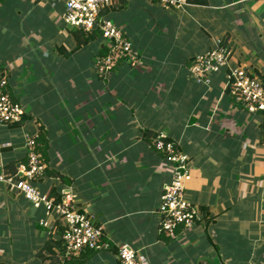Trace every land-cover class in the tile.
Wrapping results in <instances>:
<instances>
[{
    "label": "crops",
    "instance_id": "1",
    "mask_svg": "<svg viewBox=\"0 0 264 264\" xmlns=\"http://www.w3.org/2000/svg\"><path fill=\"white\" fill-rule=\"evenodd\" d=\"M63 9L60 0H0V69L25 110L0 126V161L10 173L25 164L24 134L35 135L46 165L38 189L52 199L53 189H69L110 247L65 255L55 221L42 226L44 209L0 183V264H118L119 244L148 264H264L263 111L249 114L227 94L226 69L209 86L188 70L220 40L230 66L264 85V0L180 9L112 0L100 16L122 29L139 65L120 61L106 79L93 69L106 53L100 32L66 26ZM159 133L188 156L184 194L200 212L173 235L157 211L170 172L148 146Z\"/></svg>",
    "mask_w": 264,
    "mask_h": 264
},
{
    "label": "built area",
    "instance_id": "2",
    "mask_svg": "<svg viewBox=\"0 0 264 264\" xmlns=\"http://www.w3.org/2000/svg\"><path fill=\"white\" fill-rule=\"evenodd\" d=\"M59 0H51L55 2ZM63 2L61 20L66 26L78 28L84 32L97 29L105 44L106 53L95 57L93 69L100 79H106L120 61H126L131 68H136L139 59L130 40L122 29L112 21L100 16L112 0H60ZM163 8L180 9L187 5V0H153ZM231 49L216 41L213 48L197 54L189 66V75L197 83L209 86L211 76L226 69L225 88L227 94L247 113L264 111V85L261 79L243 66H230ZM6 72L0 69V126L19 122L24 115L23 106L12 98L8 89ZM26 162L10 173L0 161V183L10 192L21 195L31 206L43 208L45 217L39 223L50 226L57 218L63 224L61 234L65 255H77L83 249L104 250L110 247L105 238L103 227L96 224L87 213L73 205L74 195L69 189L60 191V198L54 201L43 194L35 182L41 178L46 168L39 143L35 135L24 134ZM148 146L162 155L170 172V180L164 184L160 194L157 211L160 215V229L173 235L178 225L190 227L200 218L199 208L185 198V181L189 179V158L178 149L176 144L166 139L163 134H156ZM49 219L51 224H49ZM118 264H148L144 255L128 244L117 247Z\"/></svg>",
    "mask_w": 264,
    "mask_h": 264
},
{
    "label": "trees",
    "instance_id": "3",
    "mask_svg": "<svg viewBox=\"0 0 264 264\" xmlns=\"http://www.w3.org/2000/svg\"><path fill=\"white\" fill-rule=\"evenodd\" d=\"M198 2V3H200V2H203L204 0H187V2ZM99 35V32H97V31H94V32H92L91 31V33H89L88 32V37H90V38H95L96 36H98ZM86 41L87 40H83L82 42H85L86 43ZM221 44H223V42H221ZM15 100V99H14ZM260 114H262V123H261V127H260V131H261V135H262V137H263V139H264V111L263 112H261ZM19 122H21V120L19 121ZM10 170H12L11 168H9ZM45 171H46V168H45V170H44V174H45ZM43 174V175H44ZM40 179V178H39ZM38 179V180H39ZM38 180L36 181V182H38ZM35 182V183H36ZM54 194V195H53ZM52 195H53V200L56 202V201H58L59 200V197H60V194H58V191L57 190H55V189H53L52 190ZM48 196V195H47ZM48 197H50V196H48ZM54 227H55V230H56V235H57V241H59V244L60 243H62V240H61V234H62V231H63V224H62V222L60 221V219L59 218H57L56 220H55V222H54ZM58 244V245H59Z\"/></svg>",
    "mask_w": 264,
    "mask_h": 264
},
{
    "label": "clouds",
    "instance_id": "4",
    "mask_svg": "<svg viewBox=\"0 0 264 264\" xmlns=\"http://www.w3.org/2000/svg\"><path fill=\"white\" fill-rule=\"evenodd\" d=\"M87 33V32H86Z\"/></svg>",
    "mask_w": 264,
    "mask_h": 264
}]
</instances>
